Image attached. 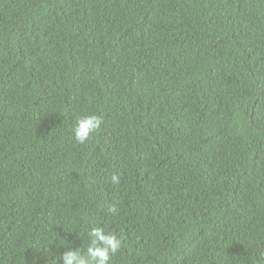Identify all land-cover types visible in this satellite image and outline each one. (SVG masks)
<instances>
[{
    "label": "trees",
    "instance_id": "trees-1",
    "mask_svg": "<svg viewBox=\"0 0 264 264\" xmlns=\"http://www.w3.org/2000/svg\"><path fill=\"white\" fill-rule=\"evenodd\" d=\"M96 227L109 264H264V0H0V264Z\"/></svg>",
    "mask_w": 264,
    "mask_h": 264
},
{
    "label": "clouds",
    "instance_id": "clouds-1",
    "mask_svg": "<svg viewBox=\"0 0 264 264\" xmlns=\"http://www.w3.org/2000/svg\"><path fill=\"white\" fill-rule=\"evenodd\" d=\"M103 119L97 115H89L79 118L74 128L75 140L79 144L87 143L102 126ZM113 185L120 184L119 176H111ZM109 214L117 212L116 206L108 205ZM90 243L86 251H66L62 257L64 264H109L112 256L121 250V241L112 234L106 233L103 228H92L88 233Z\"/></svg>",
    "mask_w": 264,
    "mask_h": 264
}]
</instances>
